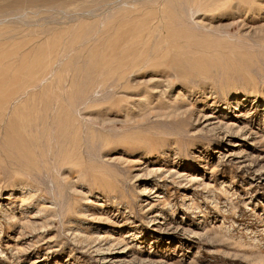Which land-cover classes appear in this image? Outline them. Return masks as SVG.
Returning a JSON list of instances; mask_svg holds the SVG:
<instances>
[{"label":"rangeland","instance_id":"obj_1","mask_svg":"<svg viewBox=\"0 0 264 264\" xmlns=\"http://www.w3.org/2000/svg\"><path fill=\"white\" fill-rule=\"evenodd\" d=\"M34 3L0 0V264H264V0Z\"/></svg>","mask_w":264,"mask_h":264},{"label":"bare ground","instance_id":"obj_2","mask_svg":"<svg viewBox=\"0 0 264 264\" xmlns=\"http://www.w3.org/2000/svg\"><path fill=\"white\" fill-rule=\"evenodd\" d=\"M37 1H38V0H16V5L22 6V5H25L24 3H29V4H32V5H33V4H35L34 2H37ZM49 1L52 2V0H49ZM153 15H154V14H153ZM143 16H144V15H143ZM143 16H142V17H143ZM147 16H148V15H147ZM150 16H151V15H150ZM156 16H157V15H156ZM162 16H163L164 18L166 17V15H162ZM144 17H145V16H144ZM144 17H143V18H144ZM158 17H159V16H157V18H158ZM138 18H139V16H138ZM138 18H137V17H135V19L132 18L133 20H131V21H135V22H137L136 19H138ZM140 18H141V17H140ZM159 18H161V16H160ZM159 18H158V19H159ZM123 19H124V18H123ZM141 19H142V18H141ZM144 19H147V18L145 17ZM154 19H155V18H154ZM166 19H167V18H166ZM124 20H125V19H124ZM124 20H123V21H124ZM142 20H143V19H142ZM149 20H150V19H149ZM152 20H153V19H152ZM162 20H163V19H162ZM162 20H160V22H161ZM167 20H168V19H167ZM125 21H126V20H125ZM129 21H130V20H129ZM131 21H130V23L128 22V25L131 24ZM139 21H141V20H139ZM139 21H138V22H139ZM145 21H147V20H145ZM155 21H156V20H155ZM117 22H118V21H117ZM158 22H159V21H158ZM158 22H157V23H158ZM124 23H125V22H124ZM140 23H141V22H140ZM142 23H143V22H142ZM157 23H156L155 25H157ZM167 23H168V22H166V24H167ZM125 24H126V23H125ZM132 24H133V25H132ZM132 24L129 25V27H130V26H133V27H134V23H132ZM138 24H139V23H138ZM149 24H150V23H149ZM153 24H154V23H153ZM158 24H159V23H158ZM122 25L125 26L123 23H122ZM128 25H127V27H125V28H128V29H129ZM135 25L138 26L137 24H135ZM139 25H140V24H139ZM142 25H143V24H142ZM147 25H148V24H146L145 27H148ZM113 26H114V25H113ZM117 26H118V30H119V31H120V29L123 28V27H120V26H121V23H120L119 25H117ZM136 26H135V28H136ZM167 26H168V25H167ZM167 26L165 25V28H166ZM133 27H132V29H133ZM139 27H141V26H139ZM145 27H144V28H145ZM155 27H157V26H155ZM160 27H162V26L160 25ZM113 28H114V27H113ZM125 28H124V29H125ZM149 28H150V26H149ZM167 28H168V27H167ZM141 29H143V27H142ZM141 29H140V30H141ZM146 29H147V28H146ZM146 29H145L144 31H146ZM157 29H158V28H157ZM116 30H117V29H116ZM116 30H115V31H116ZM134 30H135V29H134ZM138 30H139V29H138ZM148 30H149V29H148ZM152 30H154V27H153ZM152 30H151V31H152ZM158 30H159V29H158ZM158 30H157V31H158ZM161 30H162V29H161ZM115 31H114V32H115ZM127 31H128V30H127ZM130 31H131V30H130ZM144 31H143V32H144ZM151 31H150V32H151ZM164 31H165V30H164ZM112 32H113V31H112ZM133 32L135 33V31H133ZM133 32L131 31V34H132ZM137 32L139 33V31H137ZM143 32H142V33H143ZM147 32H148V31H147ZM155 32H156V31H155ZM159 32H160V31H159ZM116 33H117V32H116ZM127 33H128V32H126V34H127ZM129 33H130V32H129ZM140 33H141V32H140ZM142 33H141V34H142ZM153 33H154V32H153ZM153 33H151V34L153 35ZM162 33H163V32H162ZM166 33H167V31H166ZM160 34H161V32L159 33V35H160ZM132 35H133V34H132ZM139 35H140V34H139ZM147 35H148V33H147ZM141 36H142V35H141ZM149 36H150V35H149ZM142 37H143V36H142ZM135 38H136V36H135ZM152 38H153V36H152ZM130 39H131V38H130ZM138 40H141V39H138ZM138 40L135 41V39H134V40H132V41H134V42H138ZM150 40H151V38H150ZM123 41H124V40H123ZM35 42H36V41H35ZM118 42H119V43H122V42L119 41V40H118ZM124 42H125V41H124ZM129 42H130V41H129ZM148 42H149V41H148ZM138 43H139V42H138ZM138 43H137V44H138ZM25 44H27V42H26ZM130 44H131V43H130ZM137 44H136V46H137ZM128 45H129V43H128ZM132 45H133V43H132ZM37 49H38V48H37ZM119 54H120V53H119ZM134 55H135V54H134ZM145 55H146V53H145ZM120 56H121V55H120ZM126 56H127V55H122V56H121V60H122V58H125ZM20 60H21V59H20ZM15 62H16V61H15ZM19 62H20V61H19ZM19 62H18V63H19ZM106 62H107V61H106ZM108 63H111V61H109ZM112 63H113V61H112ZM112 63H111V65H112ZM52 73H53V71H52ZM40 79H41V78H40ZM43 79H44V78H43ZM25 82H26V81H25ZM9 102H10L9 100L6 101V102H2V101H0V104H2V105H4V104L8 105ZM3 112H4V110L2 111V113H1L0 116L3 115ZM5 119H6V118H5ZM0 120H1V117H0ZM5 121H6V120H5ZM4 123H5V122H4ZM4 123H3V124H4ZM10 123H11V122H10ZM47 123H48V122H47ZM1 124H2V123H1ZM3 124H2V126H3ZM48 125H49V124H48ZM12 127H13V126H12ZM6 128H7V127H6ZM7 129H8V128H7ZM18 135H19V134H18ZM10 144H11V143H10Z\"/></svg>","mask_w":264,"mask_h":264}]
</instances>
